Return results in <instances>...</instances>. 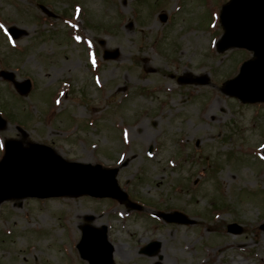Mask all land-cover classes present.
I'll list each match as a JSON object with an SVG mask.
<instances>
[{
  "label": "rangeland",
  "instance_id": "1",
  "mask_svg": "<svg viewBox=\"0 0 264 264\" xmlns=\"http://www.w3.org/2000/svg\"><path fill=\"white\" fill-rule=\"evenodd\" d=\"M224 1L0 0V71L32 82L23 95L0 76V160L4 142L46 144L70 161L117 167L118 184L142 205L86 194L5 199L0 264H89L77 250L87 222L107 226L114 264H264V103L221 90L252 57L216 50ZM73 16L71 37L64 18ZM11 25L23 31L17 40ZM106 49L118 57L104 60ZM158 210L196 223H167ZM230 222L243 233L228 232ZM153 240L158 254L140 253Z\"/></svg>",
  "mask_w": 264,
  "mask_h": 264
},
{
  "label": "water",
  "instance_id": "2",
  "mask_svg": "<svg viewBox=\"0 0 264 264\" xmlns=\"http://www.w3.org/2000/svg\"><path fill=\"white\" fill-rule=\"evenodd\" d=\"M221 19L225 33L218 43L219 51L236 46L252 50L255 55L254 59L243 63L237 77L226 81L223 91L238 96L244 102L264 101V0H231L223 7ZM9 30L15 38L23 34L16 27ZM118 54L119 50L106 51L104 57L116 58ZM1 74L13 80L22 94L28 93L29 80L17 82L13 73L3 71ZM5 126L6 121L0 116V129ZM116 173V169L102 170L100 165L95 167L66 161L47 145L32 144L30 149H23L19 142L12 140L7 143L6 155L0 162V202L13 197L47 198L82 193L125 201L127 194L118 186ZM160 215L171 222L194 223V220L179 212ZM91 218L88 217V220ZM228 230L241 233L242 227L232 223L228 225ZM160 247V242L153 241L142 251L155 255ZM79 248L82 256L88 258L91 264L113 263L112 246L107 240L106 229L83 225Z\"/></svg>",
  "mask_w": 264,
  "mask_h": 264
},
{
  "label": "bare ground",
  "instance_id": "3",
  "mask_svg": "<svg viewBox=\"0 0 264 264\" xmlns=\"http://www.w3.org/2000/svg\"><path fill=\"white\" fill-rule=\"evenodd\" d=\"M22 143V146H26V145H29L28 142H24V141H20Z\"/></svg>",
  "mask_w": 264,
  "mask_h": 264
}]
</instances>
